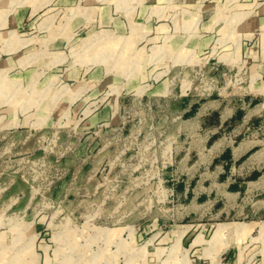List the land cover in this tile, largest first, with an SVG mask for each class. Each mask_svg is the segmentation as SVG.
Returning a JSON list of instances; mask_svg holds the SVG:
<instances>
[{"label":"rangeland","instance_id":"1","mask_svg":"<svg viewBox=\"0 0 264 264\" xmlns=\"http://www.w3.org/2000/svg\"><path fill=\"white\" fill-rule=\"evenodd\" d=\"M44 11L66 29L65 9ZM83 35L37 50L43 60L57 49L67 56L64 65L85 61L122 74L148 70L152 77L169 68L166 92H123L116 102L110 95L109 118L95 120L100 95L87 97L79 111L41 109L51 96L64 98L59 80L49 85L56 71L18 80L0 69V264H264V231L247 234L243 222L217 223L234 216L213 210L229 200L215 201L213 176L204 174L215 163L201 162L204 151L195 148L205 143L184 132L181 117L191 92H241L249 58L170 52L154 62L153 43L144 38ZM262 35L258 30L247 44L260 43ZM165 51L159 46L153 54ZM200 179L210 201L196 205L179 184Z\"/></svg>","mask_w":264,"mask_h":264},{"label":"crops","instance_id":"2","mask_svg":"<svg viewBox=\"0 0 264 264\" xmlns=\"http://www.w3.org/2000/svg\"><path fill=\"white\" fill-rule=\"evenodd\" d=\"M225 4L231 6L232 13L226 11ZM46 7L50 11L65 9L66 29L52 25L45 17L50 12H43ZM96 24L100 29H92ZM260 29H264V0H0V69L18 80H38L56 71L49 85L59 80L64 98L51 96L41 109L54 113L79 111L87 97L100 95L103 104L91 118L106 120L111 112L112 99L106 101L110 95L115 102L123 92L145 94L152 89L153 95H164L169 68L157 69L151 77L148 70L122 74L102 71L85 61L64 65L67 56L62 50H47L48 58L43 60L44 47L68 43L76 34L86 33L82 38L87 40L98 30L116 36L133 35L131 43L143 38L152 42L154 62L170 52L174 56L216 52L213 60L239 59L242 52V58L248 57L250 63L242 91L219 90L206 96L181 92L188 100H184L181 117L184 132L205 143L195 148L204 151L199 156L201 162L215 163L216 171L204 172L213 176L215 201L221 196L229 200L222 207H216L220 206L218 202L213 210L227 214L226 218L234 216L217 223L243 222L245 232L253 234L264 231V36L260 43L247 42ZM92 30L95 32L89 34ZM40 46L41 52L37 50ZM159 46L166 52L157 58L153 52ZM174 61L182 60L174 57ZM204 182L200 179L193 185L185 180L179 186L194 204L202 200V205L210 201ZM240 198L244 203L237 202ZM241 215L243 219L238 217ZM206 223L198 224L202 227ZM186 228L185 224V233Z\"/></svg>","mask_w":264,"mask_h":264},{"label":"bare ground","instance_id":"3","mask_svg":"<svg viewBox=\"0 0 264 264\" xmlns=\"http://www.w3.org/2000/svg\"><path fill=\"white\" fill-rule=\"evenodd\" d=\"M134 30V29H133ZM99 34H101V33H99ZM97 35V34H96ZM97 37V36H96ZM91 39H92V37H91ZM98 39V38H97ZM89 40V39H88ZM88 45V44H91L90 42H88V41H86V42H84L83 43V46L84 45ZM124 45V44H123ZM88 46H90V45H88ZM161 50V49H160ZM164 50V49H163ZM166 52V51H165ZM219 232V231H218ZM218 232H216V234L218 233ZM181 234H182V232H181ZM198 238H201V237H198ZM177 239H179V238H177ZM201 240V239H200ZM196 241V240H195ZM184 264H188L187 262H185ZM214 264H219L218 262H214Z\"/></svg>","mask_w":264,"mask_h":264}]
</instances>
